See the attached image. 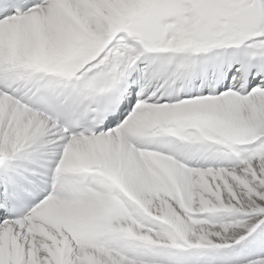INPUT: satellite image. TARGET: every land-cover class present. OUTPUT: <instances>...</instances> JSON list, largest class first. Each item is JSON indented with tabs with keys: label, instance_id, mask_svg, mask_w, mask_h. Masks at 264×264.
<instances>
[{
	"label": "snow or ice",
	"instance_id": "6c2138e0",
	"mask_svg": "<svg viewBox=\"0 0 264 264\" xmlns=\"http://www.w3.org/2000/svg\"><path fill=\"white\" fill-rule=\"evenodd\" d=\"M0 264H264V0H0Z\"/></svg>",
	"mask_w": 264,
	"mask_h": 264
}]
</instances>
